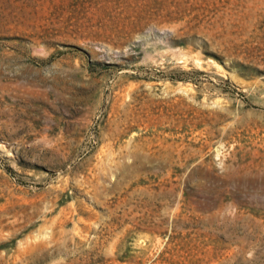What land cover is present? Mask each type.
I'll use <instances>...</instances> for the list:
<instances>
[{"label": "rangeland", "instance_id": "1", "mask_svg": "<svg viewBox=\"0 0 264 264\" xmlns=\"http://www.w3.org/2000/svg\"><path fill=\"white\" fill-rule=\"evenodd\" d=\"M0 264H264V0H0Z\"/></svg>", "mask_w": 264, "mask_h": 264}]
</instances>
